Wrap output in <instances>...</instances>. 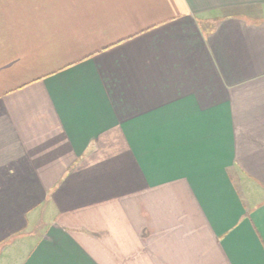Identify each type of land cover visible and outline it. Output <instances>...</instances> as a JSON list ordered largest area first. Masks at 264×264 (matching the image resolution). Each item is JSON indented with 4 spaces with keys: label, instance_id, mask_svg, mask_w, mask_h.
<instances>
[{
    "label": "crops",
    "instance_id": "0c3cea01",
    "mask_svg": "<svg viewBox=\"0 0 264 264\" xmlns=\"http://www.w3.org/2000/svg\"><path fill=\"white\" fill-rule=\"evenodd\" d=\"M256 9L0 0V264H264Z\"/></svg>",
    "mask_w": 264,
    "mask_h": 264
},
{
    "label": "rangeland",
    "instance_id": "374dc122",
    "mask_svg": "<svg viewBox=\"0 0 264 264\" xmlns=\"http://www.w3.org/2000/svg\"><path fill=\"white\" fill-rule=\"evenodd\" d=\"M258 10H259V9H256L255 11H258ZM258 13H260V17H263V18H264V12H263V11H262V12H261V11H260V12L258 11ZM257 15H258V14H257Z\"/></svg>",
    "mask_w": 264,
    "mask_h": 264
}]
</instances>
